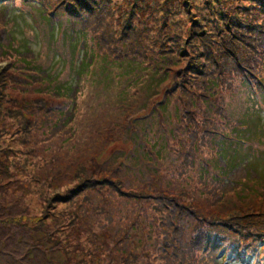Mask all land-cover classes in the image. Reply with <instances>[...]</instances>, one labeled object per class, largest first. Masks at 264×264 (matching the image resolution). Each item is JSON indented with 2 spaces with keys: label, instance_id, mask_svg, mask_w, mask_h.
Wrapping results in <instances>:
<instances>
[{
  "label": "rangeland",
  "instance_id": "rangeland-1",
  "mask_svg": "<svg viewBox=\"0 0 264 264\" xmlns=\"http://www.w3.org/2000/svg\"><path fill=\"white\" fill-rule=\"evenodd\" d=\"M263 1L0 2V165L7 163L13 182L7 196L18 190L16 180L65 177L80 164L113 178L119 192L113 188L111 208L103 207L111 222L103 214L94 222L89 212L81 226L96 232L102 222L125 264H170L158 250L172 235L183 230L190 242L194 227L207 235L218 219L264 212V96L235 80L220 89L211 82L215 62L204 57L217 53L223 62L229 51L248 64L244 54L264 46ZM63 2L83 11L91 28L53 10ZM238 17L249 27L238 26ZM125 51L139 60L112 58ZM195 65L205 73L190 74ZM206 128L225 139L213 135L203 145ZM192 139L200 142L194 147ZM25 159L29 172L21 173ZM17 232L7 242V264H46L45 248L26 250ZM94 255L88 264L108 260ZM54 257L60 264L81 259Z\"/></svg>",
  "mask_w": 264,
  "mask_h": 264
},
{
  "label": "trees",
  "instance_id": "trees-1",
  "mask_svg": "<svg viewBox=\"0 0 264 264\" xmlns=\"http://www.w3.org/2000/svg\"><path fill=\"white\" fill-rule=\"evenodd\" d=\"M16 1H21L24 4L46 3V0H0V2L7 4H14ZM259 5L260 8H264V1ZM54 6V11L63 12L70 19H73V23L75 21L81 23L83 29L91 28L90 21L84 20L83 11L64 2L54 4ZM255 10L257 11V9ZM51 12H46L47 16ZM262 13L264 12L262 11ZM236 19L238 26L249 27V25L241 23V17ZM92 32L93 38L102 43L101 35L94 30ZM226 52L228 53L224 56L225 61L223 62H218L217 59L220 56H217L216 59L217 53L211 55L208 51L204 53V57L215 62V65L211 67L215 69L211 82L217 81L218 87L221 89L223 86L229 87L230 82L235 80L241 88L264 96V76L261 75L264 73V46L256 48L253 45L251 50L244 54L248 64L238 62L237 54ZM112 58L132 62L139 60L138 55L132 56L127 51L120 52L119 55ZM190 71V74L205 73L203 70L198 71L196 65L190 67ZM185 79L184 76L181 77L182 84L178 89L185 88L186 85L183 84ZM189 93L199 97L196 93L190 91ZM203 99L207 101L205 97ZM216 110L218 113L222 112L223 105L219 104ZM224 134L217 132L215 128H206L202 133L203 137L205 136L203 145H205V140H207L206 143H210L213 135L224 140ZM194 140L192 139L195 147V143L198 144L200 141ZM26 161L25 159L24 164H20L21 173L29 172L24 168ZM1 170H3V175L0 176V256H3L5 261H0V264H7V257L5 256L7 242H12L11 232L17 231V235L20 233L22 235L21 243L26 250L40 251L43 247L45 248L43 254H48L46 264H60L54 257L57 253H60L64 257L63 259L69 260V263L73 262L74 258L81 257L79 261L73 264H88L90 257H95L94 254H97L98 260L101 256L108 259L99 260L98 264L127 263L128 257L126 255H117L112 252L111 248L117 247L119 241H113L112 231L104 227L102 222H100V230L96 232L90 227L86 229L81 226L82 222L89 219L86 217L89 212L95 216L94 222H99L100 219L97 218L102 216L101 214L105 215L104 220L107 223L111 222L110 215L103 210V207L105 204H109L107 208H111L114 197L110 195H114L113 188L119 192V187L115 186L116 180H112L113 178L110 177L106 178L102 172L93 173L90 167L80 164L70 170L65 177H49L43 182L38 179L26 181L27 178L21 179L20 182L16 180L18 190H12L15 193L11 192L7 196L5 188L9 184L13 185L11 180L7 181V177L10 178L12 172H9L7 176V163L0 165ZM50 175L51 173L48 176ZM230 177L233 175L230 174ZM230 177H225V179L228 181ZM21 178L24 176L22 175ZM107 192L109 193L107 194ZM261 198H264V195ZM108 199L109 201H107ZM241 217L232 215L228 220L218 219L212 224L216 230L209 231L207 235L199 233L198 226L194 227L192 236L187 238L190 242L185 241L182 230L179 237L176 238L175 235H172L167 244L164 240L163 246L166 244L167 250H164L162 246L161 250L158 251L166 255L170 264H194L192 254L196 264H207L208 262L210 264H225L231 260L243 263L246 260H251L248 264H259L258 262L264 260V212L246 213ZM88 226L93 227L92 224ZM24 238H26V242ZM89 242L92 247H88ZM197 252H200L199 257L196 256ZM111 254L115 258L111 257ZM131 256L135 258L134 255Z\"/></svg>",
  "mask_w": 264,
  "mask_h": 264
}]
</instances>
